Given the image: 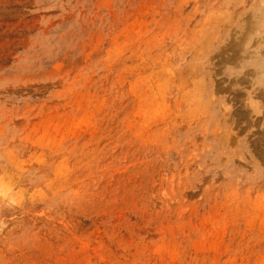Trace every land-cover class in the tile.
Returning <instances> with one entry per match:
<instances>
[{"label": "rangeland", "instance_id": "obj_1", "mask_svg": "<svg viewBox=\"0 0 264 264\" xmlns=\"http://www.w3.org/2000/svg\"><path fill=\"white\" fill-rule=\"evenodd\" d=\"M263 34L264 0H0V264H264Z\"/></svg>", "mask_w": 264, "mask_h": 264}, {"label": "bare ground", "instance_id": "obj_2", "mask_svg": "<svg viewBox=\"0 0 264 264\" xmlns=\"http://www.w3.org/2000/svg\"><path fill=\"white\" fill-rule=\"evenodd\" d=\"M264 35V34H263ZM241 79V78H240ZM242 80V79H241ZM263 136V135H262ZM258 138V137H257ZM263 139V138H262ZM258 140V139H257Z\"/></svg>", "mask_w": 264, "mask_h": 264}]
</instances>
